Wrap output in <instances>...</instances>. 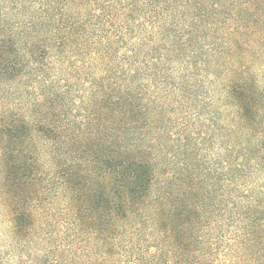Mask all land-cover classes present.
I'll list each match as a JSON object with an SVG mask.
<instances>
[{"label": "trees", "instance_id": "obj_1", "mask_svg": "<svg viewBox=\"0 0 264 264\" xmlns=\"http://www.w3.org/2000/svg\"><path fill=\"white\" fill-rule=\"evenodd\" d=\"M0 264H264V0H0Z\"/></svg>", "mask_w": 264, "mask_h": 264}, {"label": "rangeland", "instance_id": "obj_2", "mask_svg": "<svg viewBox=\"0 0 264 264\" xmlns=\"http://www.w3.org/2000/svg\"><path fill=\"white\" fill-rule=\"evenodd\" d=\"M262 183H263L262 181L259 182L260 185H261Z\"/></svg>", "mask_w": 264, "mask_h": 264}]
</instances>
